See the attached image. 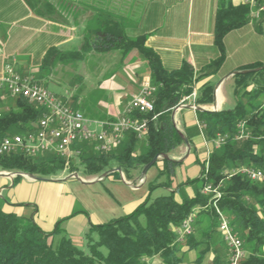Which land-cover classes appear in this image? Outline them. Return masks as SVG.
Returning <instances> with one entry per match:
<instances>
[{"label":"trees","instance_id":"16d2710c","mask_svg":"<svg viewBox=\"0 0 264 264\" xmlns=\"http://www.w3.org/2000/svg\"><path fill=\"white\" fill-rule=\"evenodd\" d=\"M26 1L34 10L37 6L46 8L49 5L46 0ZM248 17V5L234 6L229 0H218L213 35L219 55L199 73H195L187 62L176 70L165 69L158 54L145 46V35L128 37L122 24L114 18H110L104 27L89 30L80 50L60 52L62 59L81 60L87 51L106 53L119 50L126 54L136 50L147 61L150 82L155 87L154 109L141 115L148 119V129L140 149L137 151L140 140L133 132L125 135L114 153L98 152L90 147L92 144L81 143L78 158L84 174L97 175L115 166L129 179L132 170H141L156 154L167 155L180 146L183 139L171 117L173 108L200 80L216 73L225 58V35L247 24ZM51 52L57 53L56 49L50 48L43 60ZM262 65L248 64L236 71ZM233 82L236 100L233 108L214 112L196 109V114L208 139L218 133L233 136L237 132V123L242 120L250 137L239 141L229 139L218 148L211 147L205 174L204 157L199 163L200 175L182 184H197L192 196L177 201L176 190H171L150 198V192L156 187H168L180 165V161L161 158L162 168L157 178L164 176V182L156 183L157 179L149 182V194L131 212L102 224H91L85 233L86 250L78 247L60 226L74 213L59 219L52 231L45 232L35 223L33 215L5 211L4 200L0 197V264H153L155 258L159 259V264H182L189 251H197L195 264H202L208 255H212L210 264H228V250L217 230V214L208 203L209 196L201 192L205 183L220 186L221 197L216 204L243 244L244 256L239 264H264V183L235 172L241 167L264 172V68L235 73ZM197 89V105L212 102V83L203 82ZM40 114L39 107L16 97L15 108L1 112L0 138L32 130ZM186 138L190 143V138ZM73 160L67 167L65 161L55 154L29 156L14 152L0 155V169L50 177L65 168L69 172L76 171ZM111 175L119 176V172L107 176ZM20 178L16 175L13 182ZM190 215L192 232L179 239L177 229Z\"/></svg>","mask_w":264,"mask_h":264},{"label":"crops","instance_id":"0c3cea01","mask_svg":"<svg viewBox=\"0 0 264 264\" xmlns=\"http://www.w3.org/2000/svg\"><path fill=\"white\" fill-rule=\"evenodd\" d=\"M46 1L49 3L46 8L37 6L34 10L26 0H0V72L4 64L10 62L13 63L15 70L22 74L38 75L40 64L50 48L56 49L57 53L80 50L86 33L89 30L104 27L110 18L120 22L125 34L130 38L145 35V46L158 54L163 67L167 70L179 69L183 62H187L195 73H199L219 55L214 45L213 35L218 0ZM229 1L234 6L248 5L249 19L247 24L225 35L223 63L216 73L200 80L195 87L197 91V88L206 81L214 85L212 102L198 105L205 111L224 110L225 84L227 80L233 81L231 74L233 71L253 63L264 65V0ZM62 2L69 4L68 13L63 10ZM259 8L258 15H253L252 13ZM114 51H118L113 54L117 59L115 61L117 68L111 74L106 73V77L109 75L111 79V87L114 90L113 101L108 105L109 117L106 120L118 118L124 108V97L133 96L144 81L150 80L147 61L136 50H131L126 54L119 50ZM92 54L97 53L92 51L88 54V58L84 57L81 60H65L70 62L72 74L80 81L84 80L85 75L79 67L80 64L88 63L91 67L90 73L97 76L103 71L97 69L101 59L93 58ZM142 58L146 62V69L142 68L143 70L135 72L137 66L144 67V64L140 63ZM108 80L107 78L106 81ZM56 95L70 106L81 110L77 95H74L72 91L66 92L65 95ZM15 100L16 97L11 96L7 91L0 90L1 112L8 108H15ZM188 104L186 103L180 109H173L171 117H173L176 128L185 137L190 138V148L188 150L183 142L167 155L175 160H179L180 157L185 159L193 157V162L199 166V172L194 177L197 178L201 170L199 163L206 156L204 139L208 138L202 131V122L198 119L196 111L192 110ZM130 175L129 179L131 177H134V180L138 179L137 185H133L132 188H139L143 184H139L140 169L132 170ZM15 176L0 175V194L6 190L10 198L8 202H5L6 205L3 204V209L8 212H13L9 208L7 210L10 205L20 204L23 199H30L34 181H41L21 176V180L17 181L18 186L15 187L16 182H13ZM123 177L127 183L130 182L124 173ZM194 178L186 177L183 180H175L174 184H181L187 179ZM90 182L93 181L86 183ZM196 186L197 184L184 185V195L178 194L177 185L173 189H167L169 192L176 190L175 199L181 201L184 196H192ZM144 199L145 197L127 203L128 210L125 214L134 210ZM116 202L121 204L119 201ZM27 208H29L28 205L25 209ZM36 212L37 209L34 208L29 214L35 217ZM75 218H77L76 229L71 232L77 234L83 217L78 215ZM153 261L154 264L160 263H155V259ZM192 262L193 259L190 257L184 264H192Z\"/></svg>","mask_w":264,"mask_h":264},{"label":"rangeland","instance_id":"374dc122","mask_svg":"<svg viewBox=\"0 0 264 264\" xmlns=\"http://www.w3.org/2000/svg\"><path fill=\"white\" fill-rule=\"evenodd\" d=\"M61 4L63 10L68 13L69 4L63 2ZM91 52L92 51H87L84 57L88 58V54ZM117 52L118 51H111L92 54L93 58L101 59L97 69H102L103 71L102 73H98V76L90 73L89 70L91 67L88 63L80 64V69L85 73L83 81H80L79 78L72 74V66L70 62L65 61L68 59L60 58V52H51L46 60H42L39 71L37 72L38 75L35 74L32 76L41 85L55 94L65 95L66 92L68 93L72 91L74 95H77L80 108L88 119L106 120L109 117L108 105L112 103L114 96V90L111 87V79L109 75L106 77V73L111 74V72L117 68L115 63L117 59L113 55ZM140 63L144 64V67L140 68V66H137L135 72L142 68L146 69V62L143 58ZM106 69H108V71H105ZM107 78L109 79L108 81H106ZM225 87L226 102L223 105V109L227 110L233 108L236 102L235 97L233 96V81L227 80ZM133 96L124 97V107ZM139 140L140 142L137 146V151L140 149V143L143 140V137L139 138ZM116 148L117 147L108 152L114 153ZM73 158L74 160L72 162L76 171L69 172L68 169L65 168L56 175L51 176L48 181H34L35 184L31 191V198L26 200L23 199L22 203H20L23 205H10L7 207V210L9 208L18 215H30L29 213L34 208L37 209L34 221L39 227L41 226L42 228H40L45 232L52 231L59 219L74 213L72 217L64 220L60 226L71 237L73 242L83 250H86L85 233L88 231L91 224L96 222L104 223L113 217L124 215L127 212L126 210H128L127 203L144 198L149 194V182L157 179L156 183H163L165 180L164 176L157 178V174L162 168V157L157 159L156 164L148 169L143 178L141 177L142 169L140 170L139 184H143L137 189H133L132 187L133 185H137L136 183L138 182V179L134 180V177H131L129 179L130 182L127 183V181L124 180L121 171L119 172V176L111 175L110 177L106 176L104 178L101 177L102 173L97 175H86L83 172L80 158ZM70 160L67 167L69 166ZM179 160L182 162L176 167V175H174L175 179H172L167 188L173 189L174 186L177 185L179 186L178 194L184 195L183 183L175 185V180L179 181L186 177H196L199 172V166L197 163L193 162V157H188L186 159L180 157ZM113 168L116 167L114 166ZM0 172L15 173L14 171L1 169ZM72 173H76L82 181L93 182L84 183L75 177L63 180ZM58 179L60 180L58 181ZM18 182L15 183V187L18 186ZM167 188L164 186L156 187L150 192V198L169 193ZM0 197L4 200V205H6L5 202H8L10 199L6 190L0 194ZM116 201H119L121 204H117ZM26 205H28L29 208L25 209ZM78 215H82L83 222L78 228L79 233L76 234L75 232H71V230L76 229L75 223L77 218L75 217ZM196 252L197 251L187 252L185 255V261H188L191 257V259H193L192 264H195L194 259L196 258ZM211 260L212 256L208 255L202 264H210ZM157 262H159V259L155 258V263Z\"/></svg>","mask_w":264,"mask_h":264},{"label":"built area","instance_id":"2783aa9c","mask_svg":"<svg viewBox=\"0 0 264 264\" xmlns=\"http://www.w3.org/2000/svg\"><path fill=\"white\" fill-rule=\"evenodd\" d=\"M260 8L252 13L258 15ZM0 90L7 91L11 96L20 97L28 104L41 109L33 129L23 134L6 135L0 138V155L23 152L29 156L52 153L62 158L67 166L69 160L78 157L81 143H90L98 152H108L118 147L129 132L138 138L147 133L148 119L141 115L148 114L154 109L155 87L150 80L142 83L139 91L130 99L115 120H90L80 109L74 108L63 101L55 93L45 88L31 74H22L15 70L13 63H5L0 72ZM197 91L181 99L173 109L188 106L196 111ZM264 103V100H263ZM1 116V109H0ZM203 123L201 127H203ZM244 120L237 123V132L233 136L216 134L214 138L204 139L206 146L205 172L208 167V157L211 147L218 148L229 139L243 140L250 137ZM202 136L203 133L201 132ZM235 172L245 175L252 181L264 183V172L260 169L241 167ZM219 185L205 183L201 192L209 196V204L215 209L218 217L217 230L228 250V264H239L244 256L243 244L230 226L227 216L221 212L216 201L221 197ZM192 215L188 216L177 229L178 238L192 232Z\"/></svg>","mask_w":264,"mask_h":264},{"label":"water","instance_id":"95a60500","mask_svg":"<svg viewBox=\"0 0 264 264\" xmlns=\"http://www.w3.org/2000/svg\"><path fill=\"white\" fill-rule=\"evenodd\" d=\"M264 68V65L258 67V68H254V69H248V70H243V71H233L231 74L234 75L235 73H238V72H249V71H255V70H259V69H262ZM197 109L199 110H203L202 108L200 107H197ZM214 112V111H212ZM172 116V115H171ZM172 120H173V117H172ZM173 123H174V120H173ZM182 139H183V142L184 144L187 146L188 150H189V142L187 140V138L179 131ZM187 156V155H186ZM159 157H162V158H165V159H170V160H173V161H180V160H175V159H172L170 158L168 155L166 154H163V155H159V154H156L147 164H145L141 170V177L143 178L144 175L146 174V172L148 171V169L153 165V163L159 158ZM114 171H117V172H120V168L119 167H116V168H112L108 171H105L104 173L101 174V177L104 178L106 177L109 173H112ZM20 175V176H25V177H28L30 179H34V180H41V181H48L50 180V178L48 177H41V176H38V175H34V174H28V173H22V172H15V173H6V172H0V175ZM71 177H75V178H78L80 179V177L76 174V173H72L70 175H68L65 179H68V178H71ZM81 180V179H80ZM82 181V180H81ZM124 181V180H123ZM84 183L88 182V181H82Z\"/></svg>","mask_w":264,"mask_h":264}]
</instances>
